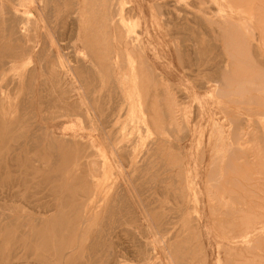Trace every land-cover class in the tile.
Returning a JSON list of instances; mask_svg holds the SVG:
<instances>
[{
	"label": "rangeland",
	"instance_id": "1",
	"mask_svg": "<svg viewBox=\"0 0 264 264\" xmlns=\"http://www.w3.org/2000/svg\"><path fill=\"white\" fill-rule=\"evenodd\" d=\"M173 262L264 264V0H0V264Z\"/></svg>",
	"mask_w": 264,
	"mask_h": 264
},
{
	"label": "bare ground",
	"instance_id": "2",
	"mask_svg": "<svg viewBox=\"0 0 264 264\" xmlns=\"http://www.w3.org/2000/svg\"><path fill=\"white\" fill-rule=\"evenodd\" d=\"M26 1L28 2V0H26ZM30 1H32V0H30ZM16 27H17V26H16ZM4 76H5V75H4ZM66 80H67V79H66ZM175 107H176L175 111H176V114H177V117H176L177 119H175L174 122H175V124H176V123H179V121H180V116H181V120H182V109H181L180 105H178V104H175ZM173 112H174V111H173ZM174 116H175V115H174ZM93 121H94V120H93ZM249 122H250V121H249ZM249 122H247L246 126L249 124ZM169 123H170V122H169ZM172 123H173V121H172ZM170 125H171V124H170ZM246 126H245V127H246ZM247 128H248V127L245 128V134H244V136H243V139L246 138V136L248 135V134H247V132H248V131H247ZM96 129H97V128H96ZM248 133H249V132H248ZM221 136H222V135H221ZM248 136H250V135H248ZM248 136H247V137H248ZM246 140H247V138H246ZM246 143H247V141L244 142L243 145H245ZM99 152H100V151H99ZM100 153H101V152H100ZM116 159H117V158H116ZM117 160H118V159H117ZM119 161H120V160H119ZM117 163H118V162H117ZM172 171H173V170H172ZM171 180H172V179H171ZM173 181H174V180H173ZM211 187H215V186H211ZM192 188H193V186H192ZM197 191H198V190H197ZM211 191H212V190H211ZM198 193H199V192H198ZM201 193H202V192H201ZM202 197H203V195H202ZM222 197H224V196H221V198H222ZM210 200H211V199H210ZM243 200H244V199H243ZM243 200H242V201H243ZM111 202H112V201H111ZM220 202H221V201H220ZM198 203H199V202H198ZM224 203H226V202H224ZM228 203H229V202H228ZM231 204H232V203H231ZM226 206H227V205H226ZM229 206H230V205H229ZM234 207H235V206H234ZM195 208H197V207H195ZM119 211H120V210H119ZM196 211H197V210H196ZM241 211H242V210H241ZM202 214H203V212H202ZM191 218H192V217H191ZM198 224H199V223H198ZM152 242H153V241H152ZM151 244H152V243H151ZM153 247H154V246H153ZM155 250H156V248H155ZM153 251H154V250H153ZM148 252H149V251H148ZM149 254H150V253H149ZM151 259H152V258H151ZM168 259H169V258H168ZM168 261H169V260H168ZM173 264H174V262H173Z\"/></svg>",
	"mask_w": 264,
	"mask_h": 264
},
{
	"label": "crops",
	"instance_id": "3",
	"mask_svg": "<svg viewBox=\"0 0 264 264\" xmlns=\"http://www.w3.org/2000/svg\"><path fill=\"white\" fill-rule=\"evenodd\" d=\"M62 40H64V39H62ZM66 41V40H65Z\"/></svg>",
	"mask_w": 264,
	"mask_h": 264
}]
</instances>
